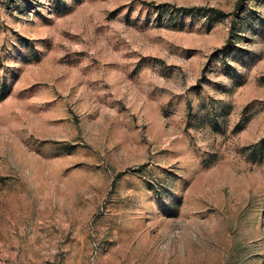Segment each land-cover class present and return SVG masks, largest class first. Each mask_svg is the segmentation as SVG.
I'll return each instance as SVG.
<instances>
[{"label": "rangeland", "instance_id": "1", "mask_svg": "<svg viewBox=\"0 0 264 264\" xmlns=\"http://www.w3.org/2000/svg\"><path fill=\"white\" fill-rule=\"evenodd\" d=\"M0 264H264V0H0Z\"/></svg>", "mask_w": 264, "mask_h": 264}]
</instances>
